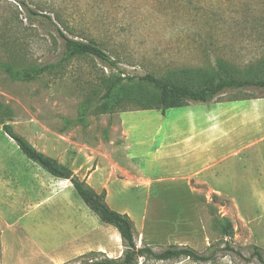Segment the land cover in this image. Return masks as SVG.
Segmentation results:
<instances>
[{
    "label": "rangeland",
    "instance_id": "374dc122",
    "mask_svg": "<svg viewBox=\"0 0 264 264\" xmlns=\"http://www.w3.org/2000/svg\"><path fill=\"white\" fill-rule=\"evenodd\" d=\"M17 1L0 0V12L9 8L12 16L8 41L0 27V61L18 59L25 67L46 71L26 82L11 79L0 68V104L9 110L7 124L15 133L72 170L85 174L100 166L95 189L107 182L113 162L127 169L129 173L117 170L122 182L110 180V207L132 216L138 228L144 213L152 225L177 218L184 228L176 244L154 238V251L180 245L203 255L215 252V264H261L252 254L258 247L264 257V90H230L208 104L190 103L165 114L139 110L141 105L129 99H113V113L101 111L109 85L134 84L146 74L186 71L198 77L218 60L243 72L264 66V0H24L30 9L51 16L54 25L31 16ZM53 9L69 20L71 31L55 20ZM57 28L78 41L94 40L116 65L90 55L69 56ZM128 78L136 80L129 83ZM121 113L134 128L128 142L132 161L142 179L154 181L149 192L124 156ZM192 118L207 129L205 140L213 139L206 142L214 143L213 160H218L193 178V193L179 164L162 166L152 158L170 124L183 132ZM158 126L163 127L160 134ZM54 180L59 181L28 160L0 125V264H51L66 253L59 247L71 238L82 208L101 222L72 186L61 190ZM31 185L39 191L23 194V187ZM159 206L166 209L157 210ZM221 218L230 222L233 237L222 235ZM136 239L138 247L149 245L139 243V233ZM139 264L155 263L140 259Z\"/></svg>",
    "mask_w": 264,
    "mask_h": 264
},
{
    "label": "trees",
    "instance_id": "16d2710c",
    "mask_svg": "<svg viewBox=\"0 0 264 264\" xmlns=\"http://www.w3.org/2000/svg\"><path fill=\"white\" fill-rule=\"evenodd\" d=\"M17 2L18 7L27 10L31 16H42L54 25L51 16L41 15L36 10L30 9L24 0H18ZM2 10L0 12V27L3 29V39L8 41L12 30V16L8 15L10 13L9 8H2ZM50 13L54 14L55 20L60 25L71 31L72 27L69 20L64 18V14L60 10L53 9ZM57 31L64 40L69 56L90 55L111 66L116 65L112 58L94 40L89 42L78 41L67 37L59 28H57ZM0 68L11 79L26 82L38 79L46 71V68L37 66L25 67L24 64L18 62V59L0 61ZM128 80L131 83L136 79L128 78ZM117 86H120L119 89ZM146 87L152 88L153 91L150 92L145 89ZM134 88L136 89L134 90ZM251 88L264 90V66L250 68L243 72L218 60L215 66L204 70L198 77L195 73L186 71L179 73L169 71L159 77L146 74L137 78L134 84L115 83L109 85L106 90L105 107L101 113L108 114L117 110L112 104L113 99L137 101L141 105L139 110H157L165 114L170 109L182 108L190 103L208 104L219 95L230 90L238 91ZM9 117V110L0 104V125L3 132L16 144L20 152L50 176L68 180L85 205L104 224L115 228L120 234L124 248L121 257L113 259L108 258L103 253L92 252L77 258L81 261V264H139L140 259L152 261L155 264L177 263L185 259L199 264L216 263L215 252L203 255L187 246H169L160 252H156L152 247L144 244L138 247L136 242L137 232L133 220L127 214L111 209L106 202V191L103 190L97 193L85 180L77 177L69 167L38 151L25 138L15 133L11 125L7 124ZM220 221L222 235L229 238L233 237L234 230L230 222L226 218H221ZM226 249L230 250L229 248ZM252 257L256 258L259 263L264 264L262 251L258 247L254 248Z\"/></svg>",
    "mask_w": 264,
    "mask_h": 264
},
{
    "label": "crops",
    "instance_id": "0c3cea01",
    "mask_svg": "<svg viewBox=\"0 0 264 264\" xmlns=\"http://www.w3.org/2000/svg\"><path fill=\"white\" fill-rule=\"evenodd\" d=\"M125 113H121L119 115V125H118L120 130V136L121 139L123 140V146H124L123 149L125 153L124 156H126L131 163V169H130L131 172H134L136 176L140 177L139 179L140 182L142 183V187L149 192V189H151V187L153 186L154 181L151 179H142L143 176L142 171L138 167H136V165L132 161L134 159L132 158V155H130L131 147L128 145L129 144L128 142L132 139V133L134 128L127 126V123H125L121 119V115ZM193 118L191 123L188 125V128L183 132L176 124H170V128L168 130L169 133H167V135L165 136L166 137L165 141H167V144L164 143L165 141L161 142V145L155 147L154 151L152 152L153 162H157L162 166L165 165L167 166L171 163L179 164L181 168H183V172H185L183 180L187 181V186L192 188V190H190L191 193H193V191L195 190V188L192 187V182H194L193 178L200 176L207 169H210L213 165L218 163V160L217 161L213 160L215 159L214 155L216 153V147L214 143L213 144L207 143L212 141L213 139L205 140V132L207 131V129H204L202 125H199L196 122H194ZM210 128H212V126H210ZM162 131H163L162 126H158L156 128L157 134H160ZM148 136H150V133ZM145 137H147V135ZM263 139L264 137L261 138V140ZM168 140H173V143L171 142L168 143ZM142 143L143 142H139V144ZM155 143L156 142H154L153 144ZM206 156H211L209 163H207L204 160ZM58 162L66 166V164L63 163V161L62 162L58 161ZM113 164L116 165L111 167V169H107V171H109L107 182L101 183V185H99V188L97 189L94 188L93 181L95 175L101 171L100 166H97L96 169L91 168L93 169L92 172L85 174L80 173V170L78 171L76 169L75 170H72L71 168L70 169L81 180H85L86 183L97 193H100L103 190H105L107 193V197H106V202H107L111 191L110 180H113V178H115L116 183L122 182L125 179L117 178V170H124V171L127 170L121 165H119L117 162H113ZM184 166H187V168H184ZM126 173L129 172L126 171ZM39 175H43V174H39ZM52 182H53L52 184H55L57 186L56 188H60L61 190L68 189L72 186V184L68 180L59 179V181L57 182L55 180ZM196 184L199 186H205L206 188L209 189L208 185L205 182H196ZM41 187L42 186H39V188ZM32 190L39 191V189L36 186H32V185L24 186L21 191L24 194ZM209 190L215 194L223 195L224 193L222 191H214L212 189ZM229 193L235 194L236 192L231 191ZM160 208L166 209L163 206H159L157 210H159ZM168 210H171L173 212L174 211L178 212L177 209L174 210L170 208ZM81 214H83L81 219H79L78 222L76 221L72 224L73 230L71 231L72 234L71 238L68 241L62 242L61 243L62 246L59 247V249H63V251H65L66 253L60 254L59 256L56 257V259H52L51 264H66L72 260H75L79 257H82L92 252L103 253L106 254L109 258H113V259H117L121 257L124 248L118 231L115 229L109 230V228H105V226L102 225L104 223L100 219L99 220L101 222H99L96 218H94L88 211H85L83 208L81 209ZM122 214H127V213H122ZM127 215L129 216V214ZM129 217L134 222L136 232L141 234V240L139 242L141 244L143 243L144 240L145 242H148L149 243L148 246L151 247L150 242L157 241L154 240V238L158 240L167 238L168 243L176 244L177 242H180L181 238L184 237L183 225L182 223L178 224V222H176L178 220L177 218H174L173 220H169L168 224H162V222H156L152 225L150 222L151 218H149L146 215V213H144L140 219V228H138L137 222H135L133 217L132 216ZM165 227H167L166 230H164ZM146 236L152 239L149 240V238H147ZM138 241L139 240L136 239L137 244ZM178 246L185 247L180 245ZM182 261H180L181 263L170 262L166 264H182L183 263Z\"/></svg>",
    "mask_w": 264,
    "mask_h": 264
},
{
    "label": "built area",
    "instance_id": "2783aa9c",
    "mask_svg": "<svg viewBox=\"0 0 264 264\" xmlns=\"http://www.w3.org/2000/svg\"><path fill=\"white\" fill-rule=\"evenodd\" d=\"M19 8H21V7H19Z\"/></svg>",
    "mask_w": 264,
    "mask_h": 264
}]
</instances>
